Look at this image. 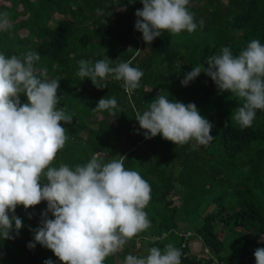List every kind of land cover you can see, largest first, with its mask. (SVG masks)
<instances>
[{"label": "trees", "instance_id": "trees-1", "mask_svg": "<svg viewBox=\"0 0 264 264\" xmlns=\"http://www.w3.org/2000/svg\"><path fill=\"white\" fill-rule=\"evenodd\" d=\"M2 1L0 11L10 13L13 27L0 31V53L10 57L37 52L41 57L37 68L45 69L49 79H60L58 107L66 106L73 115L72 123L61 122L69 140L52 166L83 165L94 153L103 152L105 162L123 157L125 169L137 171L149 183L151 200L144 210L151 227L130 240L131 248L135 238L147 240L149 249L163 246L173 233L179 238L174 247L187 251L181 264H215L214 259L221 264H256L254 251L264 247V206L247 196L251 186L264 187V111L257 110L253 125L242 129L233 115L243 100L220 92L203 72L188 86L181 80L192 67H207V58L223 47L238 55L253 39L264 44V0H190L189 10L204 26L176 35L163 30L151 44L135 29V12L143 7L140 0ZM81 59L93 63L109 59L111 66L131 61L144 73L140 87L129 94L122 80L109 76L103 81L107 87L97 88L77 75ZM158 93L194 103L214 125L210 133L214 139L199 147L194 141L175 145L160 134L146 139L136 113L147 110ZM104 97H114L123 112L93 110ZM21 102H27L23 95ZM236 191L240 199L232 196ZM225 193L232 194L228 202ZM46 208V201L27 211L17 206L15 214L24 226L15 239H0V264L54 260V253L39 244L27 247L34 239L30 229L40 226ZM193 234L200 250L207 249L206 257L188 248V236ZM128 254L127 243L103 264H124Z\"/></svg>", "mask_w": 264, "mask_h": 264}, {"label": "clouds", "instance_id": "clouds-1", "mask_svg": "<svg viewBox=\"0 0 264 264\" xmlns=\"http://www.w3.org/2000/svg\"><path fill=\"white\" fill-rule=\"evenodd\" d=\"M140 2L143 7L135 12V29L146 44L162 36L163 30L176 35L204 26L203 20L197 24L189 10L190 0ZM96 11L103 15L102 10ZM12 27L10 13L0 11V31ZM40 59L33 50L10 57L0 53V239H15L23 228V220L15 214L17 206L27 211L46 201L40 226L30 229L34 239L27 247L34 249L39 244L63 264H103L106 257L123 250L134 236L151 227L144 210L151 200V187L137 171L125 169L123 157L105 162L103 152L94 153L83 165L52 166L69 140L61 122L72 123L73 115L66 106L58 107L60 79L47 78L46 70L37 68ZM206 65L185 73L182 86L205 73L220 92L243 100L233 119L242 129L251 127L257 110L264 111V44L253 39L238 55L223 47L207 58ZM77 75L100 89L107 87L103 81L111 76L122 80L131 94L140 87L144 73L131 66V61L111 66L109 59L95 63L81 59ZM21 95L27 102H21ZM93 110L111 115L123 112L114 97L101 98ZM135 120L145 130L146 139L160 134L175 145L194 141L196 147L207 146L214 139L210 134L214 125L194 103L170 100L160 93L147 110L136 113ZM182 255L168 244L163 250L151 247L146 256L130 253L124 264H181ZM254 257L256 264H264V247L257 248ZM44 264L53 261L47 259Z\"/></svg>", "mask_w": 264, "mask_h": 264}, {"label": "rangeland", "instance_id": "rangeland-1", "mask_svg": "<svg viewBox=\"0 0 264 264\" xmlns=\"http://www.w3.org/2000/svg\"><path fill=\"white\" fill-rule=\"evenodd\" d=\"M2 1V0H0ZM2 2H5L7 3V1H2ZM263 180H264V176H263ZM238 194L237 195H232L230 193H225L224 194V201L225 202H228L229 198L231 197V195L233 197H235L236 199H240L241 198V195H240V192L236 191ZM174 198V201L177 202L178 201V198L176 195L173 196ZM247 198L249 200H252V201H255L256 203H258L261 207L264 206V187H254V186H251L250 189L248 190V196ZM238 203V202H237ZM202 209V208H201ZM191 239V240H190ZM198 237L196 235H191V236H188V248L191 250V252H195L197 256H203V257H206L208 253H204L200 248H196V247H193L192 246V241H198L197 240ZM147 243L148 241L145 240ZM179 241V238L177 237V235L171 233L170 236H169V240L168 242H166L163 246H160V244L158 243V245L156 244L154 247H158L160 248L161 250L164 249V247L168 244H172L174 246V243L178 242ZM198 247H200V243L198 242ZM193 248V249H192ZM185 253V252H184ZM183 253V254H184ZM209 255V254H208ZM215 264H221L220 262H217L215 259Z\"/></svg>", "mask_w": 264, "mask_h": 264}, {"label": "crops", "instance_id": "crops-1", "mask_svg": "<svg viewBox=\"0 0 264 264\" xmlns=\"http://www.w3.org/2000/svg\"><path fill=\"white\" fill-rule=\"evenodd\" d=\"M191 240V239H190ZM192 246L196 248L198 247V241H192ZM128 247L131 254L137 255V256H146L148 254V243L145 240H140L138 238H135L134 240V247L131 248V241H128ZM193 249V248H192ZM53 264H63L62 261H60L56 256L53 260Z\"/></svg>", "mask_w": 264, "mask_h": 264}, {"label": "built area", "instance_id": "built-area-1", "mask_svg": "<svg viewBox=\"0 0 264 264\" xmlns=\"http://www.w3.org/2000/svg\"><path fill=\"white\" fill-rule=\"evenodd\" d=\"M122 86H123V88H124V90H125L124 82H122ZM125 91H126V90H125ZM126 92H127V91H126ZM188 233H189V232H187V234H188ZM181 245H183V244H181ZM206 250H207V249H205V248L203 249V251H205L204 253H206ZM184 254H187V251H186Z\"/></svg>", "mask_w": 264, "mask_h": 264}]
</instances>
